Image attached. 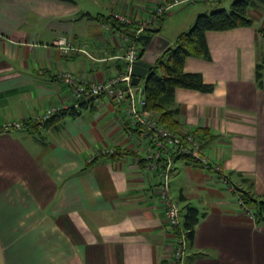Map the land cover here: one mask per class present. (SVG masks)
<instances>
[{
	"label": "crops",
	"instance_id": "1",
	"mask_svg": "<svg viewBox=\"0 0 264 264\" xmlns=\"http://www.w3.org/2000/svg\"><path fill=\"white\" fill-rule=\"evenodd\" d=\"M167 1L0 0V125L30 123L54 107L80 110L45 128L0 127V264L168 263L175 238L160 179L145 168L147 139L122 103L102 95L82 104L58 76H117L126 41L103 18H148ZM263 7L248 9L251 25L207 31L206 53L186 58L184 70L201 73L212 91L177 87L164 103L179 131L204 133L206 154L221 166L174 161L172 197L202 214L182 264H264V224L235 191L264 194ZM61 35L88 53L62 51L54 44Z\"/></svg>",
	"mask_w": 264,
	"mask_h": 264
},
{
	"label": "built area",
	"instance_id": "2",
	"mask_svg": "<svg viewBox=\"0 0 264 264\" xmlns=\"http://www.w3.org/2000/svg\"><path fill=\"white\" fill-rule=\"evenodd\" d=\"M191 0H169L166 3L156 6L148 18H137L125 13L114 11L110 15L113 19L126 24H134V37L121 33L125 39L123 51L119 56L123 63L122 71L106 81L90 82L79 79L72 71H62L58 73L60 79L67 84L73 96L78 102H99L102 95H108L125 106L128 121L133 127H139L140 132L147 139L146 170L156 173L160 181L157 183L158 193L164 203L165 214L170 228L173 230L176 241V249L168 261V264H182L188 248V239L182 226L181 207L172 197L170 183L175 172L174 161L178 157H191L196 159L206 168H212L218 173L221 166L213 162L205 152V135L198 131H177L167 127L160 120V115L152 109L146 107L147 101L143 94L142 86L133 85V68L143 46L139 44L138 38L148 31H153L160 26V18L168 9ZM103 27L110 28L111 25L103 22ZM54 44L62 51L79 50L88 53L85 47L76 46L67 35L59 36ZM61 111L59 107L50 109L45 115L35 117L31 122L42 124L52 115ZM4 130L21 129L25 127L24 122L7 120L0 125ZM225 183H229L226 175H221ZM240 205L252 216L254 213L244 205L241 198Z\"/></svg>",
	"mask_w": 264,
	"mask_h": 264
},
{
	"label": "trees",
	"instance_id": "3",
	"mask_svg": "<svg viewBox=\"0 0 264 264\" xmlns=\"http://www.w3.org/2000/svg\"><path fill=\"white\" fill-rule=\"evenodd\" d=\"M264 0H234L231 4L230 10L225 8L215 9L210 12L200 13L193 26L182 33H180L173 46H170L166 52L154 64L150 73L144 78L143 94L146 97L148 109L155 110L160 115V120L167 127L178 131V121L174 118L175 111L167 109L164 105L165 101L170 98L177 87H184L196 89L203 92H210L214 89L213 83L204 81L203 76L199 72H186L184 70V63L188 56L203 55L207 51L206 32L209 30H223L238 26L251 25L253 19L248 15V9L257 5ZM111 27L121 33L134 37L135 25L122 23L112 18L111 15L103 18ZM160 18V26H161ZM160 26L153 31L147 33H159ZM264 40V27L259 30ZM139 44L143 46V55L145 50L144 41L139 37ZM257 78L261 86H264V57L262 63L258 64ZM143 80V79H142ZM141 80V81H142ZM141 83V82H140ZM83 102L82 104H85ZM80 110L76 108H68L61 110L52 115L40 127L38 123H34L37 128H45L51 126L53 123H58L67 115L76 116ZM30 122V121H29ZM33 122H24V125L32 124ZM140 130L139 127H137ZM186 158L188 161L200 164L196 159L191 157ZM227 178H229L226 175ZM240 197L246 207L254 213V218L258 224H264V194L257 196L253 192L240 189ZM182 226L186 232L187 239L193 241L195 236L196 225L198 224L202 214L200 210L192 205H186L181 209ZM161 264H168L162 262Z\"/></svg>",
	"mask_w": 264,
	"mask_h": 264
},
{
	"label": "rangeland",
	"instance_id": "4",
	"mask_svg": "<svg viewBox=\"0 0 264 264\" xmlns=\"http://www.w3.org/2000/svg\"><path fill=\"white\" fill-rule=\"evenodd\" d=\"M233 1L234 0H220V2L218 3L210 4L203 0H196L191 2H184L175 6L172 9H168L162 16V22L164 23L163 33L171 41V46H173L175 44L177 34L179 32L189 30L193 26L197 16L201 12L204 13L207 10L210 12L212 10L221 8L230 10ZM144 82L145 81L143 79L140 83V86H142ZM235 191H238L237 193L240 199V190L235 189ZM176 246V241L174 240L172 255L176 249Z\"/></svg>",
	"mask_w": 264,
	"mask_h": 264
},
{
	"label": "water",
	"instance_id": "5",
	"mask_svg": "<svg viewBox=\"0 0 264 264\" xmlns=\"http://www.w3.org/2000/svg\"><path fill=\"white\" fill-rule=\"evenodd\" d=\"M140 38L144 41L145 50L133 68V85H139L146 78L158 59L171 46V41L160 33H143Z\"/></svg>",
	"mask_w": 264,
	"mask_h": 264
},
{
	"label": "flooded vegetation",
	"instance_id": "6",
	"mask_svg": "<svg viewBox=\"0 0 264 264\" xmlns=\"http://www.w3.org/2000/svg\"><path fill=\"white\" fill-rule=\"evenodd\" d=\"M141 57H142V56H141ZM141 57H140V58H141Z\"/></svg>",
	"mask_w": 264,
	"mask_h": 264
}]
</instances>
